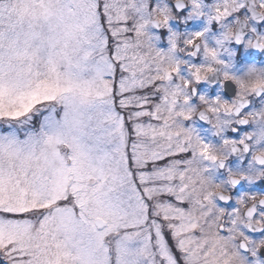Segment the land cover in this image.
<instances>
[{
  "label": "snow or ice",
  "instance_id": "snow-or-ice-1",
  "mask_svg": "<svg viewBox=\"0 0 264 264\" xmlns=\"http://www.w3.org/2000/svg\"><path fill=\"white\" fill-rule=\"evenodd\" d=\"M184 16L215 46L173 31ZM262 21L264 0H0V264H264V192L241 191L264 180V111H245L264 78L221 58L264 49ZM217 72L236 98L194 104Z\"/></svg>",
  "mask_w": 264,
  "mask_h": 264
},
{
  "label": "flooded vegetation",
  "instance_id": "flooded-vegetation-1",
  "mask_svg": "<svg viewBox=\"0 0 264 264\" xmlns=\"http://www.w3.org/2000/svg\"><path fill=\"white\" fill-rule=\"evenodd\" d=\"M203 2L207 5V9L209 10V14L212 12L214 0H203ZM249 16L251 13H248ZM186 21V22H185ZM255 26L257 27V33L264 35V21L262 22H254ZM170 26L173 31L179 32L182 34V37H188L190 33L195 31H202L206 27L210 28V31L207 33L208 39H214L215 36L221 34L223 29L219 28L216 25L209 26L207 23V16H202L199 18H193L191 20H186V16L184 17H177V19L170 21ZM161 36L159 47L167 50L170 46L167 42V29H156ZM215 46V41L212 43ZM181 58H186L181 56ZM221 58L229 65L228 71L235 74L239 79L245 80V73L248 71L249 74L252 68V65H256L261 67L258 72H260L261 76L264 77V49H257L253 47L247 46L246 43L237 44L235 41L227 42L226 43V50L222 52ZM206 59L203 56H200L198 60L195 62L197 63H204ZM208 62V61H207ZM223 70V69H222ZM186 78V72L183 73ZM263 74V75H262ZM238 87L233 81H223V77L220 72H217L214 75H211L207 81H202L196 86V95L193 98V103L198 105L199 103V96L205 95L209 99H215L216 97H221L222 99L232 101L238 95ZM249 104L247 105L245 111L246 112H254V111H264V94L257 96L256 94H252L249 96ZM194 126L201 125L203 129H205L206 135L202 136L204 139H208L207 142L211 143H220V137L215 134L214 127L199 118H196L193 121ZM257 125L253 122H250L248 125L245 126H238L240 131L237 133H233L231 129L226 130V135L231 138H241L243 134L255 131ZM204 132V131H203ZM259 147H264V141L261 142ZM234 162L230 163L229 166L233 167L234 169L241 168L243 164V159L239 156L233 158ZM243 188L241 191H260L264 192V180L256 181L253 184H248L246 182H242ZM238 188L240 186H237Z\"/></svg>",
  "mask_w": 264,
  "mask_h": 264
},
{
  "label": "rangeland",
  "instance_id": "rangeland-1",
  "mask_svg": "<svg viewBox=\"0 0 264 264\" xmlns=\"http://www.w3.org/2000/svg\"><path fill=\"white\" fill-rule=\"evenodd\" d=\"M216 2H217V0H214L213 8H214ZM204 5H205V12L208 13L210 9H207L208 7H207V5H206L205 3H204ZM213 8H212V9H213ZM212 9H211V10H212ZM151 32L153 33L154 37H155V36H160V34L158 33V31L154 30L153 28L151 29ZM219 36H220V35L215 36L214 38L216 39V38H218ZM214 41H215L214 39H210V40H209V42H210L211 44H212ZM159 43H160V40L156 41L157 47H159ZM204 63H207V60H206ZM260 69H261V67L256 66V65H252V68L249 69V70H251V71H249L250 73H249V74H246V73H248V71H247V72L245 73V77H246L247 79H248V78H251V77H255V78H257L258 76L260 77L261 74H260V72H258V70H260ZM186 75H187V77H188V76L190 75V73L186 72ZM262 75H263V74H262ZM190 126L195 127L201 136H205V135H206V132H207V131H206L205 129H203V127H202L201 125H196V126H194V123L191 122ZM203 131H204V132H203ZM205 141L207 142L208 139H205Z\"/></svg>",
  "mask_w": 264,
  "mask_h": 264
},
{
  "label": "clouds",
  "instance_id": "clouds-1",
  "mask_svg": "<svg viewBox=\"0 0 264 264\" xmlns=\"http://www.w3.org/2000/svg\"><path fill=\"white\" fill-rule=\"evenodd\" d=\"M264 78V77H262ZM256 78L255 77H251V78H248V79H245V80H242L245 87H250L254 82H255ZM260 154H264V151H262Z\"/></svg>",
  "mask_w": 264,
  "mask_h": 264
}]
</instances>
